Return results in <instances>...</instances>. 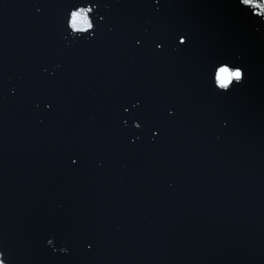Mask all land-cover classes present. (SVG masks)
<instances>
[{
    "label": "clouds",
    "instance_id": "1",
    "mask_svg": "<svg viewBox=\"0 0 264 264\" xmlns=\"http://www.w3.org/2000/svg\"><path fill=\"white\" fill-rule=\"evenodd\" d=\"M241 2L245 5H252L254 9L253 11L254 15L257 14L255 12V8L264 9V0H260L259 3H256V0H241ZM89 10H90L89 7L81 6V7L74 9L72 13H69V23L73 29L83 30V29L88 28L89 18L86 15V13ZM224 79L225 81H227L228 79H234L237 83H239V81L243 79V72L240 69H236L235 71L228 74V76H226ZM45 107H49V106L45 105ZM135 126L139 127L140 125L136 124ZM73 163H76V161L73 160ZM48 243H51V240H49ZM53 251L55 252L56 250L53 249ZM61 251L66 252L67 249L61 248ZM6 261H7V264H12L11 258L5 256V251H0V264H6Z\"/></svg>",
    "mask_w": 264,
    "mask_h": 264
},
{
    "label": "snow or ice",
    "instance_id": "2",
    "mask_svg": "<svg viewBox=\"0 0 264 264\" xmlns=\"http://www.w3.org/2000/svg\"><path fill=\"white\" fill-rule=\"evenodd\" d=\"M158 3H159V0H157V4H158ZM236 4L239 6V7H238V10H239L241 13H245V7H252V5H245V4H243V3L241 2V0H236ZM240 5H244L245 7H240ZM81 6H82V4L73 5V6L70 8V10H69V12H68V14H67L66 27H67L68 29L72 30V31H76V30L73 29V28L71 27L70 23H69V13H72L74 9H76V8H78V7H81ZM97 7H98V5H97L96 3H90V4H89V9H90V10L93 9V8H97ZM93 28H94V23H93V22H92V23H89L87 29H93ZM84 33H87V32H84V31L78 32V33H77V36H78L79 38H83V35H82V34H84ZM87 34H88V33H87ZM93 36H94V32H93L92 37H93ZM92 37H91V38H92ZM174 39L176 40V43H177L178 46H183V45H185L186 43H190V38H189L188 34H187V33H184L183 31L178 32V33L176 34V36L174 37ZM136 43H137V44H140L141 41L137 40ZM155 48H156L157 50H163V48H164V42H163V41H159V40L156 41V42H155ZM221 62H222V63H227L226 61H221ZM232 67L235 68V69H240V70H242V72H243V77L246 75V71H247V70H246V68H244L242 65L234 64V65H232ZM221 71H227V69H221ZM242 82H243V79H241V80L239 81V83L236 82V85H235V86H239V84H241ZM230 90H231V88H228V87L225 85V87L221 90V92L226 94V93H227L228 91H230ZM124 110H125V111H128L127 108H125ZM139 127H140V126H139ZM154 134H155V133H154ZM0 251H3L2 247H0Z\"/></svg>",
    "mask_w": 264,
    "mask_h": 264
}]
</instances>
